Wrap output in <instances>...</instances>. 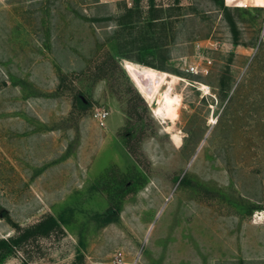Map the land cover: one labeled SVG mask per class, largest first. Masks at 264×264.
<instances>
[{
	"label": "rangeland",
	"instance_id": "1",
	"mask_svg": "<svg viewBox=\"0 0 264 264\" xmlns=\"http://www.w3.org/2000/svg\"><path fill=\"white\" fill-rule=\"evenodd\" d=\"M262 212L264 0H0V264H264Z\"/></svg>",
	"mask_w": 264,
	"mask_h": 264
},
{
	"label": "trees",
	"instance_id": "2",
	"mask_svg": "<svg viewBox=\"0 0 264 264\" xmlns=\"http://www.w3.org/2000/svg\"><path fill=\"white\" fill-rule=\"evenodd\" d=\"M128 9V8H127ZM129 10V9H128ZM154 10H158L156 6H150L149 12H150V20L148 21L149 24H154L155 22L158 21L159 18L163 17L162 15H158L157 13L154 12ZM132 20H129V23H131ZM113 212L112 208H109L107 210V213L110 214ZM4 215H6V212H2ZM105 219H110L107 215ZM8 247V241L4 238H0V248H5Z\"/></svg>",
	"mask_w": 264,
	"mask_h": 264
},
{
	"label": "bare ground",
	"instance_id": "3",
	"mask_svg": "<svg viewBox=\"0 0 264 264\" xmlns=\"http://www.w3.org/2000/svg\"><path fill=\"white\" fill-rule=\"evenodd\" d=\"M137 65L135 62L129 61V60H123V67L127 70H130L133 66ZM256 215V214H255ZM264 216V212H262V215L257 213L256 219L254 222H257L259 219H262Z\"/></svg>",
	"mask_w": 264,
	"mask_h": 264
},
{
	"label": "built area",
	"instance_id": "4",
	"mask_svg": "<svg viewBox=\"0 0 264 264\" xmlns=\"http://www.w3.org/2000/svg\"><path fill=\"white\" fill-rule=\"evenodd\" d=\"M190 71H193V72H196L197 71V66L196 65H191L190 68H189ZM106 114H107V111L105 110H99L97 112V118L99 119V121L101 123L104 122V118L106 117Z\"/></svg>",
	"mask_w": 264,
	"mask_h": 264
}]
</instances>
